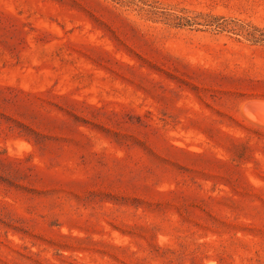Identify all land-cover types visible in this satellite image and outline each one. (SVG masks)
<instances>
[{
    "label": "rangeland",
    "instance_id": "1",
    "mask_svg": "<svg viewBox=\"0 0 264 264\" xmlns=\"http://www.w3.org/2000/svg\"><path fill=\"white\" fill-rule=\"evenodd\" d=\"M264 0H0V264H264Z\"/></svg>",
    "mask_w": 264,
    "mask_h": 264
},
{
    "label": "bare ground",
    "instance_id": "2",
    "mask_svg": "<svg viewBox=\"0 0 264 264\" xmlns=\"http://www.w3.org/2000/svg\"><path fill=\"white\" fill-rule=\"evenodd\" d=\"M264 113V112H263Z\"/></svg>",
    "mask_w": 264,
    "mask_h": 264
}]
</instances>
